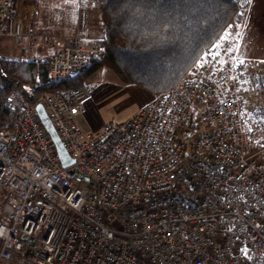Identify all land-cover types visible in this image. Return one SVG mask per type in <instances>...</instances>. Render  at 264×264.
Segmentation results:
<instances>
[{
	"label": "built area",
	"instance_id": "built-area-1",
	"mask_svg": "<svg viewBox=\"0 0 264 264\" xmlns=\"http://www.w3.org/2000/svg\"><path fill=\"white\" fill-rule=\"evenodd\" d=\"M83 9L71 35L0 0V38L59 83L99 61ZM221 37L170 90L86 133L84 86L39 104L72 159L62 166L35 106L1 105L0 261L27 264H264V60ZM40 48L46 49L45 52Z\"/></svg>",
	"mask_w": 264,
	"mask_h": 264
},
{
	"label": "trees",
	"instance_id": "trees-1",
	"mask_svg": "<svg viewBox=\"0 0 264 264\" xmlns=\"http://www.w3.org/2000/svg\"><path fill=\"white\" fill-rule=\"evenodd\" d=\"M99 11L103 56L59 83L49 81L45 62L0 56V126L11 118L2 100L15 95L31 105L45 92L82 86L96 70H110L122 84L154 97L173 88L202 52L241 21L249 0H90Z\"/></svg>",
	"mask_w": 264,
	"mask_h": 264
},
{
	"label": "crops",
	"instance_id": "crops-1",
	"mask_svg": "<svg viewBox=\"0 0 264 264\" xmlns=\"http://www.w3.org/2000/svg\"><path fill=\"white\" fill-rule=\"evenodd\" d=\"M14 5L20 14L25 13L33 6L37 14L38 25L56 36L71 35L74 32L78 21L77 11L82 7L92 12L91 15L94 17L95 21L91 25L93 27H101L99 11L92 8L90 0H14ZM229 32H231L230 39L234 43V51L238 58L253 61L264 60V0H249L248 6L242 12L241 21H234L230 25ZM89 35L90 39L83 42L85 45H95L103 38V32L95 29L91 30ZM1 40L10 41L15 54L14 40L0 38V41ZM40 50L45 52L46 49L40 48ZM82 86L85 87V83ZM119 87L120 86H116L118 89ZM85 88L88 94L81 103L78 121L83 131L91 133L100 129L104 123L97 122L95 126L87 128L88 125L85 119L88 110L85 102L91 91H89L88 87ZM152 98L153 96L151 94L147 95L145 101L142 102L140 106L149 103Z\"/></svg>",
	"mask_w": 264,
	"mask_h": 264
},
{
	"label": "rangeland",
	"instance_id": "rangeland-1",
	"mask_svg": "<svg viewBox=\"0 0 264 264\" xmlns=\"http://www.w3.org/2000/svg\"><path fill=\"white\" fill-rule=\"evenodd\" d=\"M83 9L87 12V27L89 29L88 39H90L89 32L91 30L95 29L103 32V28L102 25L101 27H93L91 25L94 23L95 19L91 15L92 12L85 7L78 9V16L80 11ZM229 29L230 26L221 37L231 38V32H229ZM0 56L6 59L14 58V50L10 41H0ZM116 86H120L119 89L116 88ZM85 87H88L89 91H91L85 102L88 110V114L85 119V122L88 125L87 128L95 126L97 122L118 123L122 121L145 101L147 95L151 94L147 90L139 88V86L134 84H120L111 71L103 68L96 70L92 76L86 78ZM152 96L154 98V95ZM0 264L27 263L25 261L12 262L2 260L0 261Z\"/></svg>",
	"mask_w": 264,
	"mask_h": 264
},
{
	"label": "water",
	"instance_id": "water-1",
	"mask_svg": "<svg viewBox=\"0 0 264 264\" xmlns=\"http://www.w3.org/2000/svg\"><path fill=\"white\" fill-rule=\"evenodd\" d=\"M35 110L38 114V117L46 131V133L48 134V136L51 138L56 153L58 155V158L62 164V166H68L69 164L72 163V159L70 158V156L68 155L67 151L65 150V148L62 146V143L59 139L58 134L56 133V131L54 130L45 110L44 107L41 104H36L35 105Z\"/></svg>",
	"mask_w": 264,
	"mask_h": 264
},
{
	"label": "snow or ice",
	"instance_id": "snow-or-ice-1",
	"mask_svg": "<svg viewBox=\"0 0 264 264\" xmlns=\"http://www.w3.org/2000/svg\"><path fill=\"white\" fill-rule=\"evenodd\" d=\"M222 39H223V37H222Z\"/></svg>",
	"mask_w": 264,
	"mask_h": 264
}]
</instances>
